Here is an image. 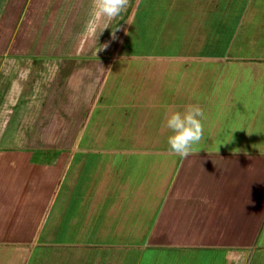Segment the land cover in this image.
Masks as SVG:
<instances>
[{"label":"crops","instance_id":"1","mask_svg":"<svg viewBox=\"0 0 264 264\" xmlns=\"http://www.w3.org/2000/svg\"><path fill=\"white\" fill-rule=\"evenodd\" d=\"M32 2L0 0V23L3 18L11 23L10 29L0 36V215L10 212L8 200L19 202L29 196L32 207L22 211L13 206L12 211L27 214L26 221L22 226L14 222L1 227L2 231L5 226H12L6 240L0 239V243L13 241L16 246H23V264L28 258L32 263L36 260V264H60L53 259L50 262L47 248L74 246L67 235L72 230L61 229L63 216L69 215V219L79 216L81 228L84 232L92 230L89 233L97 240L105 227L113 232L131 228L134 238L117 243L135 248L138 262L146 250L155 252L150 248L159 252L235 248L239 253L230 264L264 263V0H129V13L121 22L124 31L117 48L129 60L121 69L120 78L129 74L130 85L137 82L143 74L134 62L140 60L151 72L146 73L145 83L146 87L154 85L150 92L156 94L158 89L160 93L163 83H168L165 88L172 97L131 98L129 94L130 98H109V104L101 111L108 122H102L100 128L109 129L116 141L108 136V143L79 142L73 147L71 143L37 141L44 138L38 136L41 125H37L34 115L36 102H43L39 108L43 120L49 113L51 120L48 118L46 123L52 122L53 105L58 99L62 102L68 83H63L66 77L63 80L60 70L57 85L61 83L64 88L54 95L53 60L58 59L52 58V45L47 39H52L55 18L38 7L29 10ZM73 12L76 14L74 9ZM67 27L58 31L66 28L68 33ZM112 27L114 30L117 25ZM120 33L115 32L116 39ZM84 36L81 35L83 39ZM12 37H31L32 43L21 48L10 43L12 49L6 50L5 40ZM73 66L69 71H73ZM175 73H179L177 79ZM194 88L202 90L204 97L192 96ZM100 102L101 98H93L90 109ZM189 103L199 104L204 111L205 139L197 146L199 152L184 158L173 153L167 143L170 133L165 128V115L169 107L182 109ZM69 123L68 128H74ZM77 123L85 128L84 120ZM213 134L223 136L222 145H213L218 138ZM236 136L238 142L229 144L228 138L234 140ZM75 149L69 164L76 158L84 159L80 189L83 193L82 197L75 194L70 198L72 191L65 192L70 207L56 214L62 218L53 237V233L44 230L51 210L42 217L44 212H39L34 203L37 193L43 198L42 187L38 184L33 190L30 186L23 188L21 178L23 175L30 183L37 173L45 176L32 165L34 161L42 168L38 163L43 162L39 157L32 160V152L53 150L68 156L67 152ZM103 154H108L109 159ZM19 155L26 157L23 173L17 168ZM52 177L51 172L42 181L43 186L49 185ZM93 178L98 180L95 191ZM64 183L65 177L61 185ZM79 197L81 207L77 205ZM138 234L141 238H137ZM3 235L4 232L0 237ZM94 239L82 240L80 245L98 246ZM95 261L91 258L89 264Z\"/></svg>","mask_w":264,"mask_h":264},{"label":"rangeland","instance_id":"2","mask_svg":"<svg viewBox=\"0 0 264 264\" xmlns=\"http://www.w3.org/2000/svg\"><path fill=\"white\" fill-rule=\"evenodd\" d=\"M29 1L34 2L30 4V6L32 5L33 7L29 6L28 8L29 10L34 11L35 8L37 9V7L42 9L43 11L47 10L49 12V15L55 18L54 23L57 24V25L54 24L53 27L54 32H52V39L49 38L47 39L48 44L52 45V51H53L52 58L58 59V61L53 60L54 68H53L52 92L54 93V95L59 90H60L59 92H61L62 89L64 88V85H62L61 83L57 85V81L58 79H60L59 77L60 70H62L63 72V76H62L63 80H65L66 77V80L65 82L63 81V83L65 84L66 82L68 83L67 85L68 87L65 89L62 95L63 97L62 102L59 103L60 100L58 99V102L53 105L52 113L54 118H52V122L49 121V123H46V121H48V118L51 117L49 113L46 115L47 120L46 121L43 120V116H42L43 112H41V110L39 109L41 108L43 102H38V103L36 102L35 109H37L36 110L37 112H35L34 115H36L37 118L36 119L37 125H41V128L39 127L40 133H38V136L40 138H44L37 140L38 143L40 141L53 142L54 144L71 143L70 146L72 144H74L73 146H76L79 142L84 144L87 143L93 144L99 142L108 143L110 142V137L108 136H111L112 137L111 141L115 142L116 139L114 135H112L109 132V129L100 128V124L102 122H103L102 125H107L108 122V119L102 118L104 115L101 114V111L109 104V98H118V99L130 98L128 97L129 94H131V98L172 97V94L167 93L168 89L165 88V86H168L170 84L166 83L165 85V83H163L161 80H158L157 83L164 84V88L162 89V91L159 93V90L157 89L156 94L150 92L152 90L150 87H153L154 85L150 84V87L149 86L146 87L145 83L147 79V74L149 75L151 72L148 73L149 70L146 71L148 68H146V65L144 66V62L140 61L139 59H137L139 61L135 60L134 63L137 64L138 66L137 69L140 70L139 72L142 73L143 76H141V78L137 82L133 81L132 83L133 85H130L129 83L128 80L129 74L127 75L125 74V76L123 75V77L120 78V73H122L121 69L124 68V65L126 66L127 60H129L128 57H126L125 55H121L117 51L118 45L121 41V36L123 35V31H124L123 23L121 22L126 21L125 19L129 13L128 8L122 11L121 14L115 18V20L112 19L110 22L102 20L99 22L101 27H103L104 24L107 22L108 27L103 30L102 34L98 36V39L96 41L93 37V28L96 24V21L93 18L92 0H52V1L46 0L47 3L42 2L43 0H29ZM64 6H68V7H64ZM21 8L24 9L26 8V6H23ZM72 8L75 10L76 14L73 12ZM66 9L67 12L64 13ZM66 25H68V27ZM112 25H117V28L115 29L116 30L115 32L118 33L117 35H119V33L121 32L119 38L117 37L118 38L117 43H115L117 39L109 38L110 36L112 37V32L110 34L109 31L110 29L113 28ZM2 26H4L5 28ZM10 27H11V23H7L4 20V18L1 19L0 36L3 31L5 32L7 29H10ZM63 27L68 28V33H66V28L65 31L64 30H61L60 32L58 31L60 28ZM81 35H85L84 37L86 38L83 39ZM10 43L18 44L19 47L21 48V47H25L29 43H32V38L12 37L7 41L5 40L6 50L12 49L10 47L11 46ZM105 43H107L108 45L106 49L97 50ZM3 44L1 43L2 47ZM56 51L57 52L61 51L64 53L56 54L55 53ZM84 54L85 56L83 58L82 56ZM71 55L72 57H77L78 59L81 60L72 59V57L71 58L69 57ZM10 56L12 57V55H7L6 57H10ZM34 57L40 58L43 56L35 55ZM72 64L74 66H73V71L71 72L69 71V69L71 68ZM141 65L144 66L143 69H141ZM179 73H175V75H177L176 79L178 78ZM172 79L173 76H170V80ZM165 80H167V78ZM194 90H195L194 93L191 94L192 96H194L195 98L204 97L202 90H200V92H198L196 88H194ZM93 98H101V102L100 104L95 105L93 110H91L90 107L92 105ZM64 116H67V118H65ZM49 120H51V118ZM83 120H84V124H86L85 128L84 127L80 128L79 126L75 125L77 123L76 121H78L77 124H79L82 123ZM68 121L70 122L69 125H74V128L72 127L68 128V126L66 125ZM50 125L51 126L53 125V127L51 128ZM108 132L110 134H108ZM169 133L170 132L168 131V134ZM213 135L217 136V134H213ZM24 136L25 134H22L20 137L24 139ZM231 136H233V134H231ZM217 137H218L217 139H214L213 142H215V144L213 145H222V142H224L223 136H217ZM236 138L237 139H234L233 137L234 140H230L228 138L229 144L238 142V136H236ZM124 142H125L124 144L127 143L126 141ZM75 152L76 149L67 152L68 156L64 155L65 152L61 153L63 155L62 156L60 154V151H53V150L32 152L33 154L32 160H34L37 157L43 160L42 163H38V165L41 164L40 166L42 168H38L37 164L34 161H32L34 163L32 165L36 166L39 172L43 173L45 176L41 177L40 173H37L36 177L33 178L35 180V183L33 179L30 178H29L30 183H27V179L24 178L23 175L21 178V184L23 185L22 186L23 188L30 186V188L32 187L31 190H33L37 187L38 184H40L38 185V187H42L41 190L42 192H44L45 196L43 195L42 198L37 193L36 195L38 196L34 200V203L37 205V210H39V212H44L42 213V217H45L44 214L49 209L51 210L52 218L50 217V220L47 221V224L45 226L46 228H44V230H47L48 234L53 233V237H56L54 235V232L56 231L57 224L61 223V218H62L61 214L58 215L56 214L58 213V211L67 208V206L70 207V205L66 203L67 197L65 194L67 193L65 192L72 191L70 198L73 197L75 194L81 196L83 193L80 191V189L83 188L81 182L83 180L82 179V173L84 171L83 166H85V164H83L84 159L83 157L79 158L80 160L76 158L72 164H69V159ZM20 154H22V152H20ZM22 156L23 155H19V166L17 168L23 173L25 169L22 166L26 164L24 163L26 157L21 158ZM103 156L109 159L108 154H103ZM65 157H67L66 160ZM44 164H46L47 166L45 167ZM51 172L53 175L51 179L52 182L49 180L47 182V184L49 185L44 184V186H48V187L44 188L42 181L47 180V176L50 175ZM63 177H65L67 184L64 183L63 185H61ZM97 183L98 180L93 178L94 191L95 189H98ZM66 186L69 187L70 189L69 190L64 189ZM104 193L107 194L106 192ZM49 195L50 197H47ZM99 195L101 198L104 197L102 193H100ZM81 197H79V200H77L78 202L77 205H80V207L81 205L83 206V202L80 200L82 199ZM71 200H73V198ZM12 201H15L14 204H12ZM12 201L8 200L7 203L8 206L10 204V207H7V209H10V212L0 215V235H2V232H4L5 234L2 237H0L1 240H6L5 238H7V234L11 232L12 226L10 228H7L5 226L4 229L2 228L3 229L2 231H1V227H3L8 223H14V222L22 226L26 221L25 219L27 217V214L22 213L21 211H18L17 213L12 211L14 208L13 206L21 207L22 211L25 210V208L27 207L28 209L29 207L32 208L29 205L31 201V197L29 196H24L22 200L19 202H17V200H12ZM97 201L103 202L104 200L99 199ZM21 218L22 220H20ZM77 220H80L79 216H74L73 218L70 219H69V215L63 216L61 229L70 228L72 230V232L67 235L69 236L74 246L61 247V248H57V247L47 248L50 249V257H51L50 262H52L53 259L54 263L56 262L60 263L61 261L60 264H89V259L95 258L96 261L94 264H230L231 261L232 262L235 261L236 259L235 255L239 253V249H235V248H226V249L221 248L214 250L203 249V248L186 250L185 248H178L177 251L162 250L161 252L158 251L159 249L150 248L155 252H152L151 250H146V253L144 254V256L140 258L138 262V258L135 257L138 252L136 251L135 248L134 249L124 248L117 243V241L123 242L124 240L127 241L129 238H134V232L133 233L130 232L131 228L126 229L125 227L121 231L116 230V232H113L110 230H106L105 227L104 229H102L103 231L100 232L101 236L100 238H98L99 240H97V238L94 239L91 237L92 234L89 232H92V230L88 229L87 231L84 232V230L81 228L82 225L78 223ZM134 229H139V228L138 226H135ZM144 233H146V230H144ZM261 233H262L261 240H264V230ZM82 236H84V238H82ZM113 236L114 238L112 239ZM137 238H141V234H138ZM91 239H94L95 243L98 244V246L84 247L80 245L81 242L83 241L87 242ZM24 249L25 248L23 246L21 247L16 246L15 243H13V241L11 242L1 241L0 264H23L26 258L24 257ZM258 249L259 248H256L255 250ZM127 250L129 251L128 253H126ZM262 250L264 251V248ZM248 251L249 249L245 250V252L247 253ZM261 258L264 261V253ZM36 263L37 262L34 259H33V263L32 260L29 262V258H28V262L26 264H36Z\"/></svg>","mask_w":264,"mask_h":264},{"label":"clouds","instance_id":"3","mask_svg":"<svg viewBox=\"0 0 264 264\" xmlns=\"http://www.w3.org/2000/svg\"><path fill=\"white\" fill-rule=\"evenodd\" d=\"M128 4L129 0H92L93 18L96 21L93 37L96 41L103 30L108 27L107 22L119 16L122 11L127 9ZM102 20L107 21L103 27L99 23ZM112 38L116 39L115 29L112 32ZM107 46L105 43L97 50L106 49ZM204 118L203 109L196 103H189L182 109H177L175 106L167 109L165 128L170 132L167 143L173 153L187 158L200 151L197 146L205 139Z\"/></svg>","mask_w":264,"mask_h":264},{"label":"trees","instance_id":"4","mask_svg":"<svg viewBox=\"0 0 264 264\" xmlns=\"http://www.w3.org/2000/svg\"><path fill=\"white\" fill-rule=\"evenodd\" d=\"M119 38V37H118ZM118 38H117V40H116V42L115 43H117V41H118ZM116 45V44H115ZM115 47V46H114ZM84 56H85V54L82 56L83 58H84ZM70 58L72 57V55L71 56H69ZM72 59H77V60H81V59H78L77 57H72Z\"/></svg>","mask_w":264,"mask_h":264}]
</instances>
